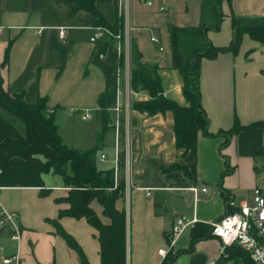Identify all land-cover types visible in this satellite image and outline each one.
<instances>
[{"label":"crops","instance_id":"1","mask_svg":"<svg viewBox=\"0 0 264 264\" xmlns=\"http://www.w3.org/2000/svg\"><path fill=\"white\" fill-rule=\"evenodd\" d=\"M118 1L95 0L112 25L119 17ZM122 2L126 12L121 20L129 27L141 61L159 67L165 96L182 105L186 101L179 69L191 63L195 51L204 49L207 41L228 46L235 26L264 27V0ZM164 5L167 9L161 10ZM73 7L64 0H0V64L9 49L8 62L0 68L5 89L23 94L30 104L45 98L55 112L63 142L79 150L98 143L103 129L98 99L107 92L110 127L98 154L99 166L109 168L119 159L115 182L125 183V193L116 206L127 213V264H161L160 249L183 251L173 264H220V240L205 236L209 223L226 210L224 192L239 206L252 197L255 187L264 188V129L243 130L230 137L219 134L231 129L236 119L243 126L264 121V42L245 34L236 54L202 58L201 104L214 136L200 134L196 155L184 154L176 147L172 112L150 116L132 104L126 108L124 63L116 42H92L96 18L85 11L74 13ZM219 12L223 18L215 29ZM86 111L88 118H84ZM26 133L21 112L0 106V206L19 215L22 230L20 241L12 239L10 230V237L0 231V264L14 255L26 264H80L77 252L56 233L52 222L68 207L58 199L65 198L69 188L54 171L46 142H28ZM175 162L178 170L168 172ZM193 166L192 176L185 174ZM228 167L230 172L220 185ZM192 185L208 187L195 205L186 190ZM91 206L103 222L110 221L97 200ZM194 216L197 222L185 227L170 246L176 219ZM59 222L88 260L99 263L98 231L85 218L65 216Z\"/></svg>","mask_w":264,"mask_h":264},{"label":"trees","instance_id":"2","mask_svg":"<svg viewBox=\"0 0 264 264\" xmlns=\"http://www.w3.org/2000/svg\"><path fill=\"white\" fill-rule=\"evenodd\" d=\"M64 2L74 4L72 10L74 13L78 11L91 13L96 18V26L108 27L114 32L122 29V20L118 17L115 24H110L96 7L95 0H64ZM222 18L223 16L219 12V23L215 29L220 28ZM205 29L203 31L204 38H206ZM245 34H248L254 40L264 42V27L244 29L235 26L232 42L228 46L218 47L207 41L204 49L194 52L191 63L179 69L182 77V93L186 101L185 105L165 96V88L159 67H149L143 63L140 52L132 44V86L136 90L145 91L150 97L144 102H135L133 109L150 116L172 112L177 149L182 150L184 154L192 153L196 155L200 134L214 136L209 132V119L201 104L199 84L201 60L202 58L215 59L220 53L225 52L236 54ZM8 50L4 61L0 64V68L8 62ZM106 97L107 92L101 94L98 99V103L102 108L103 119V129L98 135V143L94 147L85 150L71 148L63 142L55 112H49L47 100L39 98L37 102L30 104L25 101L23 94H10L4 87V78L0 70V106L5 105L13 111L21 112L22 120L27 125V141L41 139L46 142L52 151L49 158L54 171L62 177L64 185L69 188L68 195L65 198L58 199V202L67 203L68 207L60 210L58 218L52 222L56 227V233L62 236L68 246L77 252L80 264L94 263L88 260L76 239L60 224L59 219L65 216L76 219L85 218L98 231L101 259L96 264H127V213L116 206V201L125 193V183L121 182L115 187L114 165L105 169L99 166L98 154L102 149L104 134L110 127V116L106 110ZM253 128L264 129V121L243 126L236 119L231 129L220 131L219 134L230 137L240 131ZM227 142L228 140L225 144ZM185 171L189 172V170ZM190 171L193 174L195 167L193 166ZM229 172L228 167L219 180L220 185L224 176ZM224 196L226 210L221 216L238 210L237 207L229 206L230 197L228 193L224 192ZM94 200L102 205L103 214L110 220L108 223L103 222L92 208L91 203ZM207 237H212L210 232L205 236V238ZM197 240L199 238L192 241L188 252L193 250ZM182 253L183 251L178 253L170 251L161 264H173ZM232 259L235 260L236 264H257L251 259L249 253L238 245L226 247L220 261Z\"/></svg>","mask_w":264,"mask_h":264},{"label":"built area","instance_id":"3","mask_svg":"<svg viewBox=\"0 0 264 264\" xmlns=\"http://www.w3.org/2000/svg\"><path fill=\"white\" fill-rule=\"evenodd\" d=\"M151 4V2H149ZM122 0L118 1V15L122 19V16L126 12L124 9ZM167 6H162L161 10H166ZM125 10V11H124ZM60 34L63 36L64 31L61 30ZM113 40L116 42L118 49L120 50L121 60L124 63L122 75V82L126 93V108L129 109L133 96L137 95V92L132 88V73H131V62H132V42L129 37V27L124 22L122 29L118 32H114L108 27L96 26L94 28V34L91 38L92 42H98L99 40ZM154 43L159 44V40L156 37L152 38ZM163 50V48H160ZM119 109V107H117ZM53 112L52 109L49 110ZM90 117L89 111L84 113V118ZM116 131L119 134L120 124L117 121ZM106 155H101V160H105ZM264 166V158L262 160ZM119 166V159L115 158L114 169L115 173ZM115 187L117 184L115 182ZM191 193V199L194 205L200 200L201 193H207V186H196L192 185L186 188ZM230 207H237L238 210L233 213H227L209 223L210 234L218 238L221 242L222 253L225 248L238 245L243 250L249 253L251 259L257 264H264V188L255 187L252 191V197L247 198L239 206H235L234 202L229 200ZM197 222V218L194 216L192 219L185 217H179L176 219L172 233L170 236V246H173L175 238L183 231L189 224ZM7 229L11 232V237L15 241L21 239V226L19 221V215L15 211H10L0 206V231ZM160 255L166 257L168 250L160 249ZM5 264H26L25 261L19 256L14 255L7 257L3 260ZM208 264H215V262H209Z\"/></svg>","mask_w":264,"mask_h":264},{"label":"rangeland","instance_id":"4","mask_svg":"<svg viewBox=\"0 0 264 264\" xmlns=\"http://www.w3.org/2000/svg\"><path fill=\"white\" fill-rule=\"evenodd\" d=\"M131 56L133 57V54L132 53H131ZM132 69H133V61L131 62V73H132ZM132 88H133V86H132ZM134 90H135V92H137V95L136 96L135 95L133 96L134 99L131 102L132 106H133V104L135 102H144L145 100H148L150 98L149 95L145 91H143V90H136V89H134ZM145 96H147V97L145 98ZM112 140H113V133H112ZM178 167H179V163L175 162L172 165H170V167L168 168V172L171 173L172 171H176V170H178ZM184 172H185V174H187L189 176H192L191 171H189V172L184 171ZM8 233H9V229L6 230V235H9ZM9 237H10V235H9ZM220 264H236V263H235V260L232 259V260L220 262Z\"/></svg>","mask_w":264,"mask_h":264},{"label":"water","instance_id":"5","mask_svg":"<svg viewBox=\"0 0 264 264\" xmlns=\"http://www.w3.org/2000/svg\"><path fill=\"white\" fill-rule=\"evenodd\" d=\"M1 232H4V229H2ZM193 258H194V257H193Z\"/></svg>","mask_w":264,"mask_h":264}]
</instances>
